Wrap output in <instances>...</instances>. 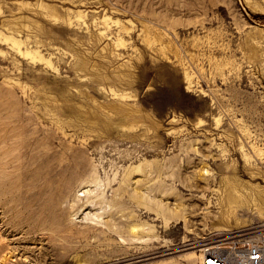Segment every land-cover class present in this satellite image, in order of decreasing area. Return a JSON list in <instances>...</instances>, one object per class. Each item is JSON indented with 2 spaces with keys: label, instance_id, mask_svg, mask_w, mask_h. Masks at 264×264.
Masks as SVG:
<instances>
[{
  "label": "rangeland",
  "instance_id": "374dc122",
  "mask_svg": "<svg viewBox=\"0 0 264 264\" xmlns=\"http://www.w3.org/2000/svg\"><path fill=\"white\" fill-rule=\"evenodd\" d=\"M254 231L264 0H0V264H198Z\"/></svg>",
  "mask_w": 264,
  "mask_h": 264
},
{
  "label": "built area",
  "instance_id": "2783aa9c",
  "mask_svg": "<svg viewBox=\"0 0 264 264\" xmlns=\"http://www.w3.org/2000/svg\"><path fill=\"white\" fill-rule=\"evenodd\" d=\"M198 264H264V232H244L206 243Z\"/></svg>",
  "mask_w": 264,
  "mask_h": 264
},
{
  "label": "bare ground",
  "instance_id": "6f19581e",
  "mask_svg": "<svg viewBox=\"0 0 264 264\" xmlns=\"http://www.w3.org/2000/svg\"><path fill=\"white\" fill-rule=\"evenodd\" d=\"M5 138L7 139L8 137H7V135L5 136ZM10 138V137H9ZM36 143H39L40 145H41V143H40V140H39V138H37V140H35L34 141V144H36ZM36 155L37 156H41V154H39V153H36ZM55 154L54 153H52V154H50V156H48V157H50V159L51 160H55ZM36 158V157H35ZM34 159V158H33ZM54 169V172H56V166L53 168ZM235 190H237V187H236V185L235 184H233L232 182H230V185H229V187L227 188V190H226V192H227V201L228 202H232V204H233V202L236 200V196H235ZM84 202V201H83ZM84 204H87V203H83L82 204V206L84 205Z\"/></svg>",
  "mask_w": 264,
  "mask_h": 264
}]
</instances>
